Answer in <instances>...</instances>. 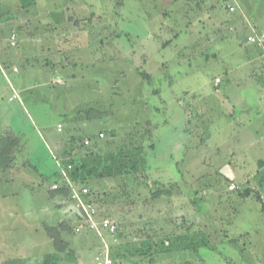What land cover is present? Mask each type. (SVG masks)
<instances>
[{
    "label": "rangeland",
    "instance_id": "obj_1",
    "mask_svg": "<svg viewBox=\"0 0 264 264\" xmlns=\"http://www.w3.org/2000/svg\"><path fill=\"white\" fill-rule=\"evenodd\" d=\"M116 1L98 2L108 15V18L105 15L106 20L109 21L111 16L115 20L116 24L112 25L115 36L104 40L98 48L84 45L80 55L82 52L96 57L97 48L99 59L91 58L93 63L81 64V68L76 70L72 67L66 71L60 69L55 74L60 78L57 81H62L60 84L42 83L41 79L36 78L38 73L29 71L21 58L4 63L5 60L0 57V123L4 127L9 126V130L4 131L0 127V133L5 137H15L19 143L18 148H12L16 151L17 159H8L5 167L0 168V179L12 176L9 171L2 172L5 169L14 168L15 172L18 167L26 168L23 176L0 184V190L7 195L6 199H16L27 205L26 212L3 228L7 232L5 235L10 233V236H15L16 244L19 243L15 245V250L11 245L10 250L18 253L43 250V254L30 258L28 264H43V258L52 253L48 240L42 243L44 237H40L41 233L32 237V231L27 229L33 225V218H40L46 208L53 209L45 187L56 178V160L59 159L56 141L72 137L70 140L79 145L78 138L96 135L99 130L109 132L115 129L118 132L117 140L124 134L127 136L131 130H143L150 134L146 135L147 139L154 144L153 148L145 144L142 150L151 167L150 171H146L148 176L145 173L146 179L139 173L137 180L132 182L128 174L125 181L129 184L117 187L118 180L111 181L106 175L100 179L102 185L96 188L100 192V203L108 206V212L125 228V239L136 238V241L132 239L129 242L131 245L126 241L125 255L114 257L117 264H264V198L261 202L254 195L242 198L238 193L246 186L242 184L240 175L253 170L256 157H264V138H261L264 135V99L250 111L241 108V92L248 89L250 93L249 89L254 90L259 85L253 84L252 80L225 78L220 72L221 60L209 59L208 64L197 66L195 75L180 80V85L164 88L168 79L173 80L171 60L177 57L174 44L188 41L196 34L191 33L198 26L195 14L184 16L182 12L178 15L173 3H170L172 0H164V10L152 8L149 4L152 0H118L123 2L122 14L119 15ZM225 3L218 0L215 7L224 11ZM204 12L199 18L206 17ZM158 25L160 31L157 30ZM172 29L182 32L174 43L164 50L160 48L161 51H155L150 38L157 36L161 42H165L171 39L174 33ZM100 32L102 35L103 30ZM142 38L149 44L145 52L147 66L143 71L151 74L146 73L147 80L142 79L138 84L136 76L141 78L137 71L133 73L130 60L133 57L128 56V52L131 47L139 50ZM204 50L203 46L198 51L196 47L197 52H202L200 54L205 55ZM34 51L38 53L35 55L37 57L30 58L29 62L32 60L35 65L43 64L41 58L44 54L38 48ZM65 54L71 61L73 56L69 51ZM72 54H75V50ZM135 54H140V51H135ZM167 58V67L165 71L163 69L166 73L162 74V69L157 70L156 66ZM13 65L19 69L18 73L12 72ZM73 69L76 71L73 78L64 74ZM52 72L51 68L44 76ZM141 74L144 75V72ZM216 77L221 79L218 86L214 85ZM245 83L248 85L243 86ZM184 85L197 89L194 96L195 104L200 108L197 113L188 105V96L181 92ZM154 89L160 90L163 106L153 93ZM248 97L253 96L248 94ZM230 104L236 107L231 117L226 115L228 108V113L231 112ZM246 115L255 118L250 119L253 126H241L240 123H244L240 121L241 117ZM188 119L193 125H189L191 128L185 131L183 128ZM58 124L63 126L61 131ZM196 127L198 130H195ZM249 134L250 139L256 140L253 146L248 145L249 138L240 137ZM2 136L0 146L8 145ZM238 150L243 151L246 160L243 168ZM260 150L263 151L259 153ZM226 160L231 163L227 170L239 173L228 176L235 178L229 186L224 180L227 175L218 169V164ZM26 175L31 176L32 181L43 180L41 189L28 186ZM253 177L255 182L261 179L263 182L264 170ZM244 179L253 184L251 176ZM113 186L116 189H112ZM103 191L108 196L102 194ZM50 216L47 214L46 219L43 218L46 224ZM62 226L55 224L46 229L51 237L59 231H70ZM165 237L170 239V248L163 245L164 239H167ZM147 240L151 244L156 243L151 255L147 254ZM5 243L15 241L6 240ZM134 244L138 245V252L133 248ZM79 253L84 261H89L94 251L91 247H84ZM7 256L5 250L4 258Z\"/></svg>",
    "mask_w": 264,
    "mask_h": 264
},
{
    "label": "crops",
    "instance_id": "obj_2",
    "mask_svg": "<svg viewBox=\"0 0 264 264\" xmlns=\"http://www.w3.org/2000/svg\"><path fill=\"white\" fill-rule=\"evenodd\" d=\"M224 1L227 2L224 5V11H220L215 7L218 0H172V2H170L173 3L174 10L178 13V15H181L182 12L184 16L186 14H195L196 25L198 26H195L191 32L196 33L195 36L197 39L194 40L195 36H192L188 41H181L174 44V53L177 57L172 58L171 61L173 63V73L176 75L175 76L173 74V80L175 79V81L168 79V82H166L167 84L164 83V88H174L176 84L180 85V80H185L190 78L192 75H195L199 64L206 65L209 63V59L212 61L220 59V72L225 78L252 80L254 82L253 84L259 85L254 90L249 89L251 91L250 93L248 92V89L241 92L243 95V97H241L243 99L241 108L242 110L246 109L245 111L247 112L250 111L252 107L257 105V102L263 101L264 99V45L259 46L247 41V37L251 34H264V0ZM98 2L99 0H0V57L5 60L4 63L6 61H11L13 58L23 59L25 64H27L29 71L38 73L36 78L41 79V82L46 85H50L52 83H62V81H57L60 78L55 77V74L58 73L60 69L66 71L69 67H72L76 70L77 68H81V64L93 63L91 58L99 59L97 48L101 45V43H103L104 40L115 36L112 31V25H115L116 22L113 20L112 16L110 18L111 21L106 20L108 15L99 6ZM116 2H118V4H115V7L118 6L119 8L117 14L121 15V6L123 2L121 3L118 0ZM163 2L164 0H152L149 1V4L152 5V8L164 10L165 8ZM229 7H234V10L230 11ZM203 10L206 11L204 12L206 17L201 19L199 16H203ZM166 11L167 10L164 11L165 14H167ZM105 15L107 18H105ZM159 27L160 26L158 25V28ZM101 29L103 30L102 35L100 32ZM157 30L160 31L161 28ZM177 30L179 31L176 32ZM177 30L172 29V32L174 33H172L171 39L166 40L165 42H161L157 36H152L150 41H152L151 45H153L155 51H158L160 48H162L161 50H164L166 46L174 43V40L177 39L179 34L182 32L180 29ZM7 34H9V36H6ZM12 34L15 35V45L13 46L10 44V37ZM141 41L142 42L139 43V46L141 47L139 50H133L131 47L128 52V56L131 55L133 57L130 58L131 67L133 68L132 71L133 73L134 71H137L136 74L141 78L139 79L136 76L135 81H137L136 83L138 84H140L139 81L142 79L147 80V74H151L150 72L143 71L147 66L146 63L148 58L145 57V52L146 46L149 44L143 38ZM84 45L97 46V48L95 47L96 57L93 54L88 55L83 54L82 52L80 55V49H82ZM201 46L205 48L203 51V53L205 52V55L200 54L202 52H197ZM35 48H38L40 53L44 54V56H42L43 58H41V62L43 63L41 65H35L32 60L29 62L30 58L37 57L35 55L38 53H34ZM207 48H209L208 51H206ZM73 50H75V54H72ZM67 51H69L70 55L73 56L71 61L70 59H67V54H65ZM135 51H140V54H135ZM113 56L115 58L114 48ZM167 61L168 58L163 61H159L156 66L157 70L162 69L163 71L164 69L165 71ZM13 67H15V65H13ZM13 67L12 72L18 73L19 69L17 68L16 70H13ZM51 68L53 69V72L44 76V73H47ZM74 69L64 74L73 78L76 74ZM164 71L162 74L166 73H164ZM141 72H144V75H142ZM217 79L218 81H216ZM218 84H221V79L216 77L214 85L218 86ZM247 85L248 83H245L243 86ZM196 91V88L189 87L188 85H184L181 89V92H184L188 96V105H191L197 113L200 108L195 104L196 98L194 96L196 95ZM153 93L159 97L160 103L163 106L164 101L161 98L160 90L154 89ZM248 94L253 97L249 98ZM230 106L231 112L228 113L229 108L226 110V115L229 117L233 115L234 110L236 111L234 104H230ZM184 108L187 111H190L188 110L190 108L187 106H184ZM251 118L253 120L255 119L250 115L241 117L240 121L244 122L240 123L241 126L252 125L250 121ZM189 125H193V123H191L188 119L187 123L185 122L183 129H185V131L189 130L191 128ZM0 127L3 128V131L9 130V126L4 127L1 123ZM61 129H63V126ZM61 129L59 131H61ZM112 130L115 132V129ZM195 130H198L197 127ZM100 132L104 134L107 133L105 130H99L98 133ZM98 133L96 135H83V139L91 137V141L93 140L92 144H96L94 149L97 150L98 153L102 152L101 154H107L111 149V145H113L112 142H114L116 138L110 137V139L107 140V134L105 137H98ZM2 135L3 133H0V136ZM249 136L250 134L248 136L244 135L240 137L246 139L249 138ZM71 138L72 137L67 139L62 138L56 141L55 147L57 150V158H59L57 160H59L62 164L76 158L86 159L82 149H80L76 142L71 141ZM261 138H264V135ZM244 139L242 140V143L244 142ZM255 142L256 140L250 139L247 143L249 146H253ZM100 143L102 144L101 148L99 147ZM262 151L263 150H260L259 153ZM237 154L241 155V167L243 168L246 162L243 157V151L238 150ZM234 155L235 153L232 152V156ZM9 156L13 159H17L16 151H9ZM256 159V165L253 170L243 174L242 176L240 175V179H242V184H246V186L250 185L255 190H259L261 198H264V193L262 192V188L264 187V181L262 182L263 179L259 180V183L255 182L253 179V176L258 175L260 171L264 170V157L262 155L260 157H256ZM100 162L101 160L99 161V165ZM173 162H175V160H173ZM221 163L222 161L218 164V169L222 170V173L227 175L226 177L231 181L230 185L233 184L235 178L228 176H235L239 173L235 170H227V168H230L231 164L229 161H224L222 163L223 167H221ZM56 166V178L49 186L46 185L45 187L53 209L46 208L45 211H43L45 213L41 215L40 218H33L35 220L34 223L27 230H30V232L32 231V237H34L37 233H41L40 237H44V241L42 243H45L46 239L48 240V243L51 246V251L57 252L56 264H94L93 257L95 253L101 249L102 240L91 230L83 229L80 233L74 232V227L79 220L78 214L73 207L68 193L64 195L65 191L63 190L67 189L64 187L60 169L58 165ZM150 169L151 167L148 165L147 172L150 171ZM25 170L26 168L24 166H22V168H16L15 172L14 168L13 170L11 168L7 171L6 169L3 170L2 172L9 171L12 176L8 175L7 177L0 179V184L12 181L14 178H19V176H23ZM223 174H221V176H225ZM28 175H26L28 178L27 185L35 190L41 189L40 185L43 184V180L32 181L30 179L31 176ZM245 176H251L253 184H249V180L244 179ZM88 180H93V177ZM37 183L38 185H36ZM55 183L59 184L58 189L52 188V185ZM6 196L7 195L4 191L0 190V264H28L27 261H29L30 258L34 259L35 256H38V254H43V250L36 249L28 251L27 253H18L17 251L10 250L11 245L14 246L15 250V245L19 243L16 244L17 240L15 239V236H10V233L5 235L7 232H4L3 228L7 225V223L9 224L15 222V219L19 215H22L21 213L26 212L25 208L27 205L16 199H6ZM95 205L97 206L96 203ZM46 212L47 214L52 215V217L50 216L51 219L49 217L48 220L50 221L49 223L47 222V224L45 220L47 215ZM102 213L103 212L99 211L100 215ZM55 224H61L65 229L68 227L71 232L59 231L56 233V236L51 237L50 232L47 231L46 228H52ZM24 226L26 227L27 223H25ZM119 236L120 235L118 233L116 235L117 242H113L111 245V254H114V256L115 254L118 255V251L119 254H122L126 250L125 243L127 240L125 239V236H122V238ZM106 239L109 240V238ZM132 239L136 241V238ZM132 239L128 238L127 242L129 243L130 241H133ZM6 240H13L15 243L7 244L5 243ZM23 242H25V240ZM39 244H41V242ZM67 244L68 246H66ZM129 244L131 245V243ZM136 246L138 245L134 244L133 247ZM84 247H91L92 251H94V254H92L89 261H84L80 256L79 251H83ZM57 248H59V251H57ZM5 250L8 255L7 258H4Z\"/></svg>",
    "mask_w": 264,
    "mask_h": 264
},
{
    "label": "trees",
    "instance_id": "obj_3",
    "mask_svg": "<svg viewBox=\"0 0 264 264\" xmlns=\"http://www.w3.org/2000/svg\"><path fill=\"white\" fill-rule=\"evenodd\" d=\"M145 131H148V130H145ZM117 133L118 132H114L113 130H110L109 132L106 133L107 134L106 139L108 140L110 139V137L116 138V136H118ZM146 135L150 136L148 132H144L143 130H140V131L131 130L130 133L127 134V136L125 134L123 135V137L121 138L122 140L121 139L117 140L116 138L114 142H112L113 145H111V149L109 150V153L107 154H101L102 152L98 153L97 150L94 149L96 144L95 143L92 144L93 140L90 142L89 145H84L83 136L78 138V141L80 142L78 146L80 147V149H82V152L84 156H86V159L76 158V159H72L66 162V163L72 164V168L69 172V175L76 183L83 185V186H87L89 188L90 190L89 196L91 200L97 204L98 210L103 212L101 214L102 216L113 217L111 213L108 212V206L104 205L103 203L101 204L100 200H98V196L100 192L96 191L98 190L96 188L102 185V180H100L102 177L107 175L108 178H111L110 179L111 181H113V179H116V181L118 180L117 182L118 186L117 185L116 186L121 187V185L127 186L129 184V182H127L126 184V181H125L128 179V176H127L128 174L132 182H134L135 179L137 180V177H138L137 174L139 173H142L141 174L142 178H145L146 175L148 176V174L146 173L147 166H148L147 157H146L145 152L144 151L142 152V150L145 148L144 147L145 143H147L146 145L149 148H152L153 144L147 139L148 137ZM10 138L5 137V139L8 142V145L5 144L3 146H0V168L5 167L6 161H8V159H11V156H9V151H11L12 148H15V147L18 148L17 144L19 143L17 139L15 137L11 139ZM101 145L102 144L100 143L99 144L100 148H101ZM100 160L101 162L99 165ZM92 177H93V180L91 181L88 180L89 178H92ZM224 180L226 184H228L229 186L231 181L226 177H224ZM105 186L107 187V185ZM112 189H116L115 186H113ZM134 189L137 190L136 187ZM238 189H241V188H238ZM63 191H65L64 195L68 193V189L63 190ZM238 193L242 198L254 195L256 200L262 202L260 191L255 190L250 185L243 187V189L241 190H238ZM102 194L108 196L106 191H103ZM262 210L264 211V205H262ZM125 233H126L125 228L120 226L119 235L121 236V238L122 236H125ZM146 242H147L146 244H149L148 245L149 251L147 252V254L151 255L154 253V247L156 243L151 244L150 243L151 241L149 240H147ZM163 245L164 247L170 248L172 245L170 242V239L169 240L168 238L164 239ZM133 248H135L136 249L135 251L137 252L140 250L138 246L133 247ZM125 253L127 252H123L122 254L125 255ZM112 255L113 257L116 256V254L115 256L114 254ZM120 255L121 253L119 254V251H118L117 256H120ZM128 258L129 256H127V259ZM56 260H57V252H52L43 258V264H46V263L56 264Z\"/></svg>",
    "mask_w": 264,
    "mask_h": 264
},
{
    "label": "built area",
    "instance_id": "obj_4",
    "mask_svg": "<svg viewBox=\"0 0 264 264\" xmlns=\"http://www.w3.org/2000/svg\"><path fill=\"white\" fill-rule=\"evenodd\" d=\"M229 10L233 11L234 8L229 7ZM247 41L259 46H263L264 34H251L247 37ZM10 44L15 45L14 34H12L10 37ZM16 69V67L13 68V70ZM216 81H218V79ZM60 129L61 125L58 124V130ZM103 136L104 134L102 132L98 133V137ZM90 142L91 138H84V144H90ZM56 162L63 178L64 187L68 189V196L78 214L79 220L74 227V232L80 233L83 229H87L95 232L101 238L102 246L101 249L97 253H95L93 257L94 264H117L116 259L111 254V245L113 242H117L116 235L120 231L119 222L113 217L102 216L99 214L97 206L89 196V188L87 186L76 183L70 177L69 172L72 168L71 163L62 164L59 160H56ZM52 188L58 189L59 184H53ZM106 238H109V240H107Z\"/></svg>",
    "mask_w": 264,
    "mask_h": 264
}]
</instances>
